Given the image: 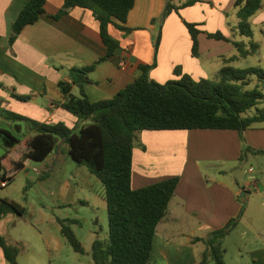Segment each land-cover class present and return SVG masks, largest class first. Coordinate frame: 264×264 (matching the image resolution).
Returning a JSON list of instances; mask_svg holds the SVG:
<instances>
[{
  "label": "crops",
  "instance_id": "obj_1",
  "mask_svg": "<svg viewBox=\"0 0 264 264\" xmlns=\"http://www.w3.org/2000/svg\"><path fill=\"white\" fill-rule=\"evenodd\" d=\"M29 1L0 0L2 106L42 123L61 122L74 129L79 124L78 119L59 105L64 102L60 84L72 83L71 69L90 67L106 55L100 23L90 10L82 8H74L68 15L54 20L51 17L62 10L64 0H48L44 17L26 26L10 45L8 39L12 24ZM206 3L187 8L185 14L193 21H199L196 12L204 14ZM234 3L235 0H214L212 11L216 31L226 32L220 25L226 21V14L229 15L228 19L232 16L239 23ZM164 8V0H136L126 24L133 31L127 35L113 25L109 27L110 35L120 42V50L111 59L97 64L89 74L91 82L84 85V91L91 102L112 99L140 76L141 64L152 65L155 59L157 66L149 77L158 83L164 84L174 79L177 67L181 68L182 74L190 75L195 80L207 79L200 67L205 52L200 44V58L192 56L193 44L189 33L188 36L186 33L184 35V47H177L173 51L163 47L164 50H158L155 56V39L159 31L153 25V20L161 16ZM175 16L177 14H171L164 23L176 20L173 19ZM254 23H259L264 29V0L262 8L254 16ZM201 30L204 32L202 27ZM233 34L237 36L234 30ZM202 36L204 38L205 33L200 35L199 40ZM254 56L264 64V52L260 47ZM72 93L80 96V89L74 86ZM14 95L30 97V100L22 102L15 99ZM7 126L13 129L14 125L7 123ZM27 130L23 126L22 134ZM244 137L249 147L264 151L263 126L247 130ZM243 146L239 133L233 130L143 131L137 134L133 151L132 188L140 189L174 177L180 179L168 215L157 227L149 264H199L207 251V245L195 242L196 238L206 239L212 232L223 229L238 217L242 209H245L243 219L234 232L243 222H247L243 198L251 192L253 186L257 192L264 193V184L240 181L233 178L229 170L239 171L243 164L249 163L251 156H264L248 154L241 160ZM21 152L14 149L10 156L18 158ZM4 153L5 150L0 149V158ZM68 158V147L61 141L59 148L43 163L35 165L33 161L26 162L24 170L14 181L17 182L21 176L33 181L31 175L34 173L39 174L42 183H45L49 179L48 175L62 167ZM74 175L73 179L63 178L55 183L54 193L51 194L56 202L55 211L62 215L77 205L93 213L107 211L105 190L101 182L85 166L79 165ZM73 181H76L78 188ZM242 193L245 195L241 196ZM0 197L12 200L11 194ZM26 219L27 214L24 217L9 215L0 221V235L10 245L20 248L18 264H46L31 239L41 243L49 258L75 252L63 236L59 220H74V225H78L81 218L50 217L41 210L35 222H21ZM96 219L93 222L98 224L99 218ZM74 232L82 243L79 234ZM98 234L92 231L83 238L85 242L82 245L89 260H92L95 240L108 237V234L104 237ZM248 261L250 264H264V247L248 252ZM0 264H9L1 248Z\"/></svg>",
  "mask_w": 264,
  "mask_h": 264
},
{
  "label": "trees",
  "instance_id": "obj_2",
  "mask_svg": "<svg viewBox=\"0 0 264 264\" xmlns=\"http://www.w3.org/2000/svg\"><path fill=\"white\" fill-rule=\"evenodd\" d=\"M48 0H30L12 24L9 44L12 45L22 30L38 22L45 15ZM165 8L153 25L158 27L155 41V56L159 50L161 30L171 14L180 12L205 0H164ZM136 0H64L62 10L51 17L54 20L69 14L74 8L90 10L100 23L101 37L106 46V55L94 65L73 68L71 84L61 83L64 102L62 109L78 119V126L69 128L64 123L47 124L6 110L0 100V118L13 129L0 127V146L5 150L0 158V182L12 183L24 170L26 162L43 163L64 141L68 155L77 164L85 166L103 185L107 203L109 233L106 239L98 237L92 247L94 264H149L154 250V238L158 225L168 215L169 205L180 182L179 177L170 178L140 189L132 188L133 151L137 134L143 131H191L233 130L240 135L244 146L242 158L248 154L264 156L246 144L244 133L264 123V92L256 84L264 81L261 67L234 70L224 67L214 80H195L182 74L177 67L174 74L179 80L161 84L150 79V72L157 66L141 64L140 76L134 83L119 91L112 99L91 102L84 85L91 82L89 74L97 64L114 57L120 50V42L109 33L113 25L125 34L133 30L126 27L128 17ZM263 0H235L241 37L253 39L251 19L262 8ZM161 23V25L159 24ZM184 24L192 39V56L200 58V35L204 32L199 24ZM236 35L238 33L236 32ZM209 39L226 40L222 33L207 34ZM240 55L230 62L246 59L258 51V45L250 41L246 49L243 41L233 42ZM80 89V96L72 93L73 87ZM28 102L30 97L14 95ZM27 132L22 134V127ZM21 151L18 158L11 152ZM27 185L26 188H28ZM245 209L223 229L212 232L208 238H196L195 242L207 245L199 264H226L223 241L237 229ZM26 208L19 203L0 197V221L9 215L24 217ZM62 234L72 249L80 255L86 251L71 228L74 220H59ZM99 235V234H98ZM0 248L9 264H18L20 248L10 245L0 235Z\"/></svg>",
  "mask_w": 264,
  "mask_h": 264
},
{
  "label": "rangeland",
  "instance_id": "obj_3",
  "mask_svg": "<svg viewBox=\"0 0 264 264\" xmlns=\"http://www.w3.org/2000/svg\"><path fill=\"white\" fill-rule=\"evenodd\" d=\"M205 2L207 3L203 9L204 14L196 12V16L199 18V21H193L191 17L185 14V12L188 11L187 8H185L183 9L185 10L183 13L180 12V15H177L178 17L175 16V18H173L176 20H171L169 24H163L165 27L161 30V41L159 44V50H161V52L164 50L163 47H166L171 51L177 47H184V35L186 33L188 36L189 33L187 32L188 30L184 21L199 24V28H203L206 36L207 34H216L219 32L214 29V22H216L214 19V12L212 11L214 9V0H205ZM228 17L229 15L226 14V21L220 23L221 28L226 31L221 32L226 40L209 39L206 36H204V38L202 36L200 39L201 48L205 52L200 62V67L203 69L205 77L208 80L216 81L215 79L219 75V72L226 66L233 68L234 70H245L253 67H262L264 69V64L258 62V57H255L254 55L249 56L246 59L230 62L227 65L225 64V60H229L234 58V56L237 57L240 55L239 51L233 46V42L243 41L246 45V49H250V41L253 40V42L258 45V49L260 47L264 52V29L259 23H254V17L251 19L253 39H248L244 36L241 37L240 31L237 29V22L232 16L229 19ZM159 24L161 25V23ZM233 27L236 28L234 29ZM232 29L238 33L237 36L233 34ZM157 38L158 34L156 35L155 41ZM163 44L165 46H163ZM172 80H179V77L175 75V78ZM255 82L264 92V81H258L256 79ZM7 123L8 122L0 118L1 128L10 129V127L7 126ZM257 126L264 127V123ZM0 149L2 148L0 147ZM35 165H37V163ZM78 166L79 164L71 160V158H68L67 162H65L62 167L48 175L49 179H47L45 183H42V180L39 178V174L32 173L31 178L34 179L33 181L32 179H26L21 176L17 182L13 181L12 183H7V189L0 187V196L5 197L6 194H11L13 201L26 208L27 219L21 220L22 223H27V221L35 222L39 216V212L42 210L50 217L54 215L57 218H81L80 223L78 225H71V228L79 234L82 239V243L85 242V239H83L85 238L84 236L92 231H97L101 237H104L109 233L107 211H100L99 214L93 213L90 209L84 208L80 205L64 211L62 215L55 211L56 202L51 195L54 193L55 183L63 178L73 179ZM203 167L205 168V166ZM229 174L233 176V178H237L240 181L248 183L258 181L264 184V157L251 156L249 163L243 164L239 171L237 169L229 170ZM73 183L75 187L78 188L76 181H73ZM79 183L80 181H78V185ZM27 185H29L28 188H26ZM243 200L246 203V217L248 220L247 222H243L239 229L236 232L233 231L227 238L224 244V248L226 250L224 261L226 264H250L248 261V252L253 249L264 247V193L257 192L253 186L251 188V192H248ZM96 218H99L98 224L93 222L97 220ZM31 240L39 249L38 252L40 257L43 259V263L94 264L92 260L87 258L86 255H80L75 252L63 254L62 257L52 256L49 258L44 253L41 243L39 241L35 242L34 239ZM241 255H243V257H240ZM49 259L51 260L48 261Z\"/></svg>",
  "mask_w": 264,
  "mask_h": 264
},
{
  "label": "built area",
  "instance_id": "obj_4",
  "mask_svg": "<svg viewBox=\"0 0 264 264\" xmlns=\"http://www.w3.org/2000/svg\"><path fill=\"white\" fill-rule=\"evenodd\" d=\"M36 171H37V173H39V171H38V170H36ZM0 185H1V187H2V188H4V187H6V186H7V182H2Z\"/></svg>",
  "mask_w": 264,
  "mask_h": 264
},
{
  "label": "water",
  "instance_id": "obj_5",
  "mask_svg": "<svg viewBox=\"0 0 264 264\" xmlns=\"http://www.w3.org/2000/svg\"><path fill=\"white\" fill-rule=\"evenodd\" d=\"M244 195H245V193H242V194H241V196H244Z\"/></svg>",
  "mask_w": 264,
  "mask_h": 264
}]
</instances>
